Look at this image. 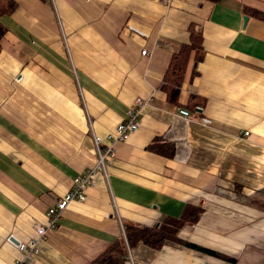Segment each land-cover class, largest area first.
Segmentation results:
<instances>
[{
  "label": "crops",
  "instance_id": "crops-1",
  "mask_svg": "<svg viewBox=\"0 0 264 264\" xmlns=\"http://www.w3.org/2000/svg\"><path fill=\"white\" fill-rule=\"evenodd\" d=\"M13 1L0 45V264L21 258L33 223L95 164L94 136L113 134L136 99H150L138 131L33 264H88L124 222L160 225L190 205L201 213L179 239L222 258L167 241L132 249L134 264H264V20L253 14L264 0ZM191 26L201 47L172 102L163 79ZM156 140L171 158L149 149Z\"/></svg>",
  "mask_w": 264,
  "mask_h": 264
},
{
  "label": "trees",
  "instance_id": "trees-1",
  "mask_svg": "<svg viewBox=\"0 0 264 264\" xmlns=\"http://www.w3.org/2000/svg\"><path fill=\"white\" fill-rule=\"evenodd\" d=\"M15 7L16 3L13 0H0V45L2 38L7 32L3 19L9 17ZM253 14L259 19L264 20L263 13L253 12ZM189 33V43L182 45L179 51L172 55L163 79V90L167 93L168 99L172 102H176L177 100L178 88L183 82V76L186 72L191 52L197 51L201 47L202 39L200 31L191 26ZM149 149L169 158H171L174 153L173 146L171 144L164 142L159 143L158 140L151 144ZM200 213V207L190 205L183 209L178 218L165 219L160 225L147 227L136 223L124 222L123 235L113 240L88 264H127V248L132 250L139 245H143L159 250L167 241L178 243L202 253L222 258V256L211 250L189 242H182L178 237L181 229L186 226L196 224Z\"/></svg>",
  "mask_w": 264,
  "mask_h": 264
},
{
  "label": "built area",
  "instance_id": "built-area-1",
  "mask_svg": "<svg viewBox=\"0 0 264 264\" xmlns=\"http://www.w3.org/2000/svg\"><path fill=\"white\" fill-rule=\"evenodd\" d=\"M142 53L145 54V51ZM149 100L150 99H136L134 106L128 110L126 118L117 125L113 134H108L104 138L98 135L94 136V151L96 154L95 164L91 168H88L79 174L73 180V184L65 196L58 199L47 210L46 223H33L36 237L28 240L25 243H19L17 245V249L21 254V258L14 264H33L37 255L39 254V243L56 228L57 223L62 217L67 206L71 202L85 201L87 190L96 185L94 177L97 173H103L106 176L107 163L115 156V145L118 142L124 141V139L129 135H132L138 131L140 126L141 109L143 106H146L149 103ZM178 114L184 119H188L190 117V113L185 109H179ZM199 122L205 126H210L212 124L211 121L205 117H200ZM247 135L248 133H244V136ZM101 145H104V147ZM126 252V263L134 264L135 262L131 250L127 248Z\"/></svg>",
  "mask_w": 264,
  "mask_h": 264
},
{
  "label": "water",
  "instance_id": "water-1",
  "mask_svg": "<svg viewBox=\"0 0 264 264\" xmlns=\"http://www.w3.org/2000/svg\"><path fill=\"white\" fill-rule=\"evenodd\" d=\"M247 20H248V18H247V17H244V23H246V22H247Z\"/></svg>",
  "mask_w": 264,
  "mask_h": 264
}]
</instances>
